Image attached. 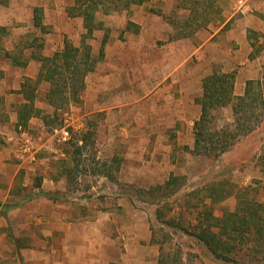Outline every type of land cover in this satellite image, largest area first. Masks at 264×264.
Instances as JSON below:
<instances>
[{"label":"crops","instance_id":"crops-1","mask_svg":"<svg viewBox=\"0 0 264 264\" xmlns=\"http://www.w3.org/2000/svg\"><path fill=\"white\" fill-rule=\"evenodd\" d=\"M49 1L50 6L45 8L41 0H0V28L3 29L1 34L15 23L21 28L15 43L30 40L29 44L22 47V64L14 65L22 74L20 83L13 87L19 96L9 100L5 95L6 100L19 106L16 112H8L7 119L0 118V259L11 251L20 254L22 250H26L27 257H30L26 260L27 264L40 259L46 260L47 264H88V255L82 252L85 245L82 243H87V235L82 232L91 224L87 226L72 223L66 213L70 209L71 199L80 201V198L69 195L65 176L59 177L52 172L47 175L46 172L52 171V167H49L51 165L46 166V161L64 159L69 165L72 159L69 150L48 148L44 140L47 127L45 116H53L54 108L48 97L51 85L39 81L43 66L41 58H53L57 53L63 52L68 43L80 49L84 42L89 44L90 62L94 69L85 78L86 87L80 95V102H74L81 103L79 110L84 112L76 115L71 108L73 114L67 111L64 113L65 119L61 120L69 127H75L76 123L86 121L88 115L97 113L104 114L106 121L112 125H116L118 121L124 123L125 127L118 134L124 143L122 153L116 149L117 134L114 131L109 136L108 145L104 144L108 148L103 153L107 159L111 156V162L108 163L114 165L123 159L124 162L117 168V172L124 168L133 172L138 168H146L150 172L152 167L154 171L157 169L160 172H171L178 163L172 156L174 139L181 144L183 150L187 149L199 157L204 156L196 151L195 125L204 113L206 80L216 74L234 76L231 88L233 99L226 105L210 109L209 119L212 121L219 111H225V119L229 120L234 116L237 121L241 115L234 113L235 106L241 105V98H246L247 101L252 99L253 86L264 85V0H231L227 6L230 9L227 15L224 0H193L186 19L172 13L165 17L160 12L159 20L173 25L174 33L170 35V43L165 50L158 51V56L165 58L168 46L179 53L171 59V63L161 65L158 72L149 71L148 74L137 69V65L132 62V58L138 57H142V62L151 66L158 61L155 60L157 58H152V48H146L145 45L140 47L136 43L140 38L145 41L144 44H151L152 35L158 29L153 18L155 12L152 10L144 14L143 18H135L137 9L144 7L147 0L143 4H131L126 10L112 11L113 14H124L127 20L122 31L125 35L118 39L110 36L109 29L98 19L100 12L105 16L112 14H105L102 6L96 14V22L100 27L93 32L92 38L87 39L85 18L79 14L76 0ZM173 5L174 2H169L166 6L172 8ZM175 5L176 8H185L184 2L182 6L178 3ZM112 6L121 8L120 4ZM232 7L235 13L231 12ZM192 8L207 11L200 15L203 17H199ZM47 13L52 15L51 18H47ZM191 15L193 30L177 32L176 27L188 22ZM214 15L216 18H213ZM37 19L40 26L36 25ZM202 23L205 24L201 25ZM71 24L80 26L81 33L76 44L72 42L71 28L67 29ZM26 26L33 28L37 35L25 34L30 32H24ZM185 38H191L190 53L184 51V44L181 43ZM161 39L162 37L159 38ZM89 40L95 41L98 48L93 50ZM15 48L17 46L7 49L8 51L0 48V57L8 53L13 56L10 51ZM83 54L81 49V55ZM167 61L169 62L168 58ZM43 85L48 88H45L42 99L40 91ZM9 89L11 95L12 89ZM31 94L34 95L33 101ZM142 102L149 106V110L140 114L136 110ZM30 103L34 106L35 115L26 125L19 124L21 106ZM74 103L71 102L69 106ZM45 104L50 107L46 113L43 112ZM134 122H141L139 126L142 128L132 129ZM57 129L59 128H52L49 133L51 139L57 138L54 133ZM182 137L188 138L186 143ZM46 151L52 152L51 158L47 160L43 158ZM100 153L102 152L99 151ZM145 154L147 160L144 159ZM133 175L135 174L132 173L131 176ZM151 175L148 174V177L151 178ZM140 176L136 175L133 179H139L140 182ZM160 176H155L157 182L148 183H158ZM174 177L175 175H171L164 187ZM104 178L111 182L122 179L113 174H107ZM36 181L37 184L33 183ZM89 228L94 231L91 226ZM43 240L45 244L40 253L36 243ZM69 249L75 252L73 261L70 260L72 256H69Z\"/></svg>","mask_w":264,"mask_h":264},{"label":"rangeland","instance_id":"rangeland-1","mask_svg":"<svg viewBox=\"0 0 264 264\" xmlns=\"http://www.w3.org/2000/svg\"><path fill=\"white\" fill-rule=\"evenodd\" d=\"M41 1L45 8L50 6L49 0ZM169 2H174L172 8L166 6ZM183 2L184 9L176 8L175 3L182 6ZM224 3L227 15L230 10L227 6L230 5L231 0H224ZM191 5L190 0H147L144 7L137 9L135 18H143L144 14L146 15L150 10L154 11L153 18L158 28L152 35L151 44L148 45L147 42L144 44L145 41L143 42L140 38L136 40L140 47L145 45L146 48H152V58H157L155 59L158 60L157 63L151 66L143 63L142 57L132 58L137 69L144 70L146 74L149 71L154 73L158 72L159 67L164 63L172 62L171 59L175 58L178 50L173 51L169 46L165 58L158 56V51L165 50L166 45L170 43V35L174 33L173 25L163 23L164 20L160 21L158 14L162 12L166 17L172 13L186 19ZM192 10L197 12L196 8ZM231 12L235 13L233 7ZM51 16L47 13L48 19ZM213 18H216V15ZM98 19L103 21L105 28L109 29L110 36L117 39L123 38L125 34L122 31L127 24L124 14L112 13L105 16L100 12ZM213 24L216 25V23ZM68 28H71L70 31L73 32L72 42L76 44L77 37L81 33L80 26L71 24L67 26ZM20 31L21 28L14 23L0 36L1 49L7 50L17 46L10 51L13 52V56L8 53L0 57V118L2 120L7 119L8 112H16L19 106L6 100L5 95L9 100L19 96L13 87L20 83L22 74L14 65L22 64V47L30 43V40L15 43ZM27 31L29 33L25 34L37 35L33 28L26 26L24 32ZM160 37H162L161 40H159ZM93 40L89 41L95 50L98 46ZM190 42L191 38L181 41L186 53H190ZM45 85L41 86L42 99L45 88H48ZM9 88L12 89V96L9 95ZM252 94V99H249L241 108L239 120L235 121L234 116L229 120L225 119V113H223L225 111L217 112L214 121L209 119L208 127L212 130L211 132L226 133L223 137H227L231 144L227 152L218 158L216 156L199 157L191 154L187 149L183 150L180 147L181 144L179 145L174 139L172 156L178 160V163L171 172L168 170L160 172L157 169L155 171L158 172H155L154 167L150 168V172L146 168H138L136 172L127 171L124 168L117 172V168L124 162L123 159L120 160L118 157L119 162L114 165L109 164L111 156L107 159L103 152H106L109 136L114 131L113 133L117 134L116 149L122 153L121 148L124 147V143L121 142L122 139L118 134L125 127L124 123L118 121L116 125H112L106 121L104 114L92 113L86 117V121L76 123L75 127H69L63 121L64 113L70 112L73 108L74 114L82 115L84 111L79 110L81 103H74L71 107L63 108L61 122L48 120L44 138L47 147L69 150L72 164L70 163L69 166L64 159H53L52 162L48 160L46 166L51 165L49 167H52V171L46 172L47 175L52 172L59 177L65 176L69 195L72 198H80V201L71 199L70 209L66 213L72 223H82L87 226L90 223L89 227L94 229L92 231L85 226L87 229L82 232L87 235L85 236L87 243H82L85 244L82 252L87 253L88 264H94V262L96 264H159L161 259L162 264H264V234L259 235L256 232L257 227H254L251 233H247L236 224L241 219V211L245 208L255 210L251 206L253 203L264 205V85L253 86ZM148 108L149 106L143 105L142 102L136 112L147 113ZM48 110L50 107L45 104L43 112L46 113ZM75 119H77L76 116ZM139 124L134 122L131 128L137 129L140 127ZM65 126H68L69 132L71 131L70 142L64 144L58 137L51 139L49 133L52 132L53 127L61 129ZM78 128L80 129L76 131ZM181 139L186 143L188 138ZM99 151L102 153L99 154ZM51 154V151H46L43 158L47 160L51 158ZM144 159L147 160L146 154ZM137 164L138 162L134 165ZM132 173L135 175L131 176ZM107 174H113L122 179L111 182L104 178ZM148 174H152L151 178ZM157 174L161 175L158 183H148L157 182L155 179ZM136 175H141L140 182H138L139 179H133ZM171 175H175L172 185L159 192L158 188L162 185L164 187ZM80 196L84 198L81 199ZM229 215H236V217L227 218ZM224 222L226 224H223ZM223 225L228 228L226 235L219 234ZM207 230L210 232L209 237L214 235L211 238L214 242L211 244L213 247L211 250L198 239L199 236L203 237ZM21 240L23 243V239ZM36 244L42 253L41 247L44 246L45 240L38 241ZM214 247L220 253L224 249V254L228 257L227 262L217 257ZM69 251V256H72L70 260L73 261L75 252L71 249ZM29 258L26 250H22L20 254L17 251H11L0 259V264H27L26 260ZM45 261L40 259L30 264H47Z\"/></svg>","mask_w":264,"mask_h":264},{"label":"trees","instance_id":"trees-1","mask_svg":"<svg viewBox=\"0 0 264 264\" xmlns=\"http://www.w3.org/2000/svg\"><path fill=\"white\" fill-rule=\"evenodd\" d=\"M194 2L193 0H191ZM145 0H76V5L79 8V14L83 15L85 18V28L87 29V35L85 38H92L93 32L96 28L100 27V25L96 22V14L100 11V7L102 6L105 14H110L112 11L120 9L126 10L131 4H143ZM197 3V2H195ZM113 4H120L121 8L113 7ZM120 7L119 5H117ZM194 11V10H193ZM207 10H199L197 11V15L199 17L201 14L205 13ZM38 14V11H37ZM192 15L190 16L188 22L184 25L176 27L177 32H187L193 30L191 26L192 23ZM201 23V22H200ZM199 23V24H200ZM205 23H202L203 25ZM37 26H40V22L37 19ZM44 29V28H43ZM3 32V29L0 28V34ZM81 49H83V56L81 55ZM74 47L72 44H67L66 49L63 52L57 53L53 58H41L42 61V71L39 77V81L47 82L51 85V90L49 91L48 97L52 107L54 108V115H46L45 123L47 124L48 120H54V122H61V110L66 109L71 102H80V95L85 90V78L89 72L94 69L92 66L91 59V46L84 42L82 48ZM234 79L233 75H221L216 74L210 77L205 81V97L203 99V117L202 119L196 123V151L199 154L204 156H216L220 157L222 154L227 152L229 148L230 142L227 140L224 131H220L215 134V132H211L208 127L210 109L217 108L222 105H226L233 98L231 94L232 88V80ZM30 81V80H28ZM31 101L34 99V95L31 94ZM241 105L235 106L234 113L240 114V110L247 102V99L241 98ZM36 113L34 106L32 103L22 105L19 110L20 122L19 124H27V121L34 116ZM240 119V118H239ZM238 119V120H239ZM234 135V134H233ZM215 137H217L215 139ZM235 137V135H234ZM221 138V139H220ZM84 140V139H83ZM174 179H171L168 187L172 185ZM166 187H159L158 191H164ZM152 190V189H151ZM153 191H157L153 189ZM48 196V195H47ZM251 206L255 208L252 210L251 208H243L241 211L242 216L239 219V222H235L238 226H240L243 231L247 233H251L254 227H257L256 232L259 235L264 234V205L253 203ZM236 217V215H229L227 218ZM223 224H226L225 222ZM227 227L221 226L219 234H227ZM239 229V228H238ZM210 232L205 231V234L199 236V241L207 246L209 250L213 249L212 247V239L214 235L211 237L208 236ZM215 234V233H214ZM230 234V233H229ZM216 235V234H215ZM218 236H216L217 238ZM215 254L219 259L223 261H228V257L223 252L220 253L214 247ZM162 259L159 264H162Z\"/></svg>","mask_w":264,"mask_h":264},{"label":"built area","instance_id":"built-area-1","mask_svg":"<svg viewBox=\"0 0 264 264\" xmlns=\"http://www.w3.org/2000/svg\"><path fill=\"white\" fill-rule=\"evenodd\" d=\"M54 133L59 138L60 142H62L64 144L70 142V140H71V134H70V132H69L67 127H63L61 129H57V130L54 131ZM26 143H29V142L26 141Z\"/></svg>","mask_w":264,"mask_h":264}]
</instances>
